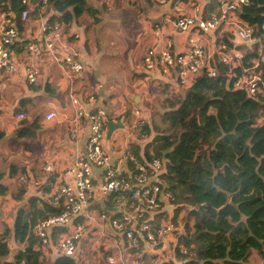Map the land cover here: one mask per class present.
I'll list each match as a JSON object with an SVG mask.
<instances>
[{
    "label": "built area",
    "instance_id": "1",
    "mask_svg": "<svg viewBox=\"0 0 264 264\" xmlns=\"http://www.w3.org/2000/svg\"><path fill=\"white\" fill-rule=\"evenodd\" d=\"M33 2L19 0L18 11L0 13V77L12 75L18 69V62L10 51L16 43L31 57L47 54L69 75H81L84 64L77 45L79 35L76 32L66 34L62 22H45L39 36L19 41L18 26L30 19ZM156 3L162 13L159 24H153L154 41L142 56L141 70L144 74L156 75L160 80L173 81L180 89L187 88L198 76L211 79L223 74L229 76L234 60L236 65L241 63L234 54L226 53L231 49L220 39L217 47L220 50L219 64L228 68L226 72L220 71L215 65V53L207 46L205 37L215 31L222 32L223 28H234L243 43L252 45L258 40L256 28L239 18L241 12L252 13L250 11L258 5L253 0H217L214 10L209 11H205L206 4L200 0H156ZM177 35L184 37L185 47L182 49H177L174 43ZM38 77V67L29 62L25 67L26 82L35 85ZM260 83L257 75H248L237 79L233 88L235 92L245 88L248 96L253 97L259 92ZM95 100L93 95L85 96L84 100L77 96L71 98L73 114L67 118L70 138L77 139L83 120L87 121L88 133L84 152L66 164V180L50 183L19 177L23 186L33 189L34 197L53 207L62 206L60 214L49 216L35 225L33 234L37 245L42 251L48 250L52 230L65 227L66 233L59 237L54 248L60 256L75 258L87 227L103 229L107 225L124 243L126 254L130 250L136 253L144 251L148 255L165 256L167 261L164 262H168L175 247L185 253L183 246L178 244V237L184 232L174 222V197L161 188L162 162L159 159L140 161L131 152L132 144H140L147 138L142 134L137 139L145 121L141 117L131 122V129L119 152V166H114L103 146L105 111L98 108L85 110V104L93 105ZM24 105L15 116L16 122L25 118ZM133 114L139 116L140 111L137 109ZM56 117L53 110L44 115L45 120ZM44 171H49V167ZM110 196L111 209L88 211L98 198L101 208H105L104 199ZM80 217L82 220L78 221ZM124 258L125 254L118 258L109 256L106 261L108 264H121Z\"/></svg>",
    "mask_w": 264,
    "mask_h": 264
},
{
    "label": "trees",
    "instance_id": "2",
    "mask_svg": "<svg viewBox=\"0 0 264 264\" xmlns=\"http://www.w3.org/2000/svg\"><path fill=\"white\" fill-rule=\"evenodd\" d=\"M216 5L217 0L206 2L205 11L214 10ZM47 6L60 14L55 20L64 23L69 13L75 20L94 16L85 0H48ZM11 9H20L19 0H11ZM239 18L256 28L259 41L251 48L257 54L255 69L238 64L229 76H198L183 96H169L161 101L162 126L151 123L150 128L146 122L137 139L142 134L147 138L131 145L138 160L162 162L161 188L174 197V222L183 210L186 220L192 223L178 237L185 253L175 247L170 260L162 264H250L253 251L264 261V5H257L252 13L241 12ZM248 75H257L261 85L257 94L243 100L233 83ZM151 79V85L159 84V78ZM15 136L33 137L25 120L19 122ZM243 159L255 163V183L247 191H243ZM23 172L11 165L8 177ZM5 176L0 169V183ZM19 185L22 187L20 182ZM18 193L19 199L25 198L24 191L19 189ZM111 199H104L106 206L101 212L112 208ZM61 212L62 206L53 207L34 196L26 197L15 210L11 228L6 226L0 232V264H76L74 257L60 256L54 248L56 235L66 233L65 227L52 230L47 255L33 234L36 224ZM11 242L24 249H18L9 259ZM146 255L149 256L141 252V258Z\"/></svg>",
    "mask_w": 264,
    "mask_h": 264
},
{
    "label": "crops",
    "instance_id": "3",
    "mask_svg": "<svg viewBox=\"0 0 264 264\" xmlns=\"http://www.w3.org/2000/svg\"><path fill=\"white\" fill-rule=\"evenodd\" d=\"M47 1L48 0H37L36 4L33 2L30 19L23 25L19 24L18 26L20 35L19 41H26L39 36L40 28L43 23L60 17V14L52 7L47 6ZM96 1L97 0H85L94 10V16L97 14L99 8ZM110 1L119 3V0ZM123 1L124 0H120V3ZM154 1L153 3V0H149V2H146V5L142 3V8L140 10L141 16L146 18L145 28H148V30H151L154 23L159 24L162 13L161 8L157 6L156 0ZM200 1L206 4L209 0ZM253 1L258 3V5H264V0ZM105 2L106 10L110 11L112 5L109 7L108 0ZM254 10L250 12H254ZM9 12H15L11 9V0H0V13ZM84 16L86 17L87 15ZM85 17L82 16L75 20L69 13L66 17V23L62 22L65 25L66 34L76 32L79 35L77 45L81 52L85 44V28L82 25V20ZM139 39L140 37H138V40ZM220 39L227 44L228 49H231L226 52L227 54H234L235 57H237L236 59L240 62L246 61V63H249L248 68L255 65L254 59L257 58V54L251 51L253 44L243 43L234 28H223L222 32L215 31L212 35L205 37L207 46L215 53V65L218 66L220 71H228L226 66L219 64L220 50L217 47ZM153 41V37L150 38V41L146 39L145 43H148L147 47L142 50L148 49ZM258 41L259 40H257V42ZM174 43L177 49L185 47L183 36L177 35L174 37ZM10 51L13 58L18 62V69L12 75L4 74L0 77V169L6 173V176L0 183V222L3 223L9 210L14 209L12 219L9 220L6 225L11 228L15 210L25 202L26 197L33 196V189L31 187L23 185L20 187L19 177L25 176L29 181H47L50 183L64 182L66 180L64 176L66 164L72 158L82 154L85 150V142L88 133L86 120H83L77 139L72 140L70 138L71 128L67 122V118L72 117L73 114L71 106V98L73 96H77L84 100L85 96L93 95L96 99L95 103L93 105L85 104V110L89 111L92 108H98L105 111V108H107L108 112L105 111L106 122L112 121L117 123L123 118L122 124L124 128L125 119L124 115L109 110V104L105 102L106 97H104L103 91L100 90V85L93 89L89 87L90 79L87 74L84 76L75 75L77 79L70 80L73 75H69L61 64L53 62L47 54L37 58L31 57L22 51L19 43L14 44ZM81 59L85 65V59H88V57H86L85 54L82 57L81 53ZM235 61L236 60L233 62V67L236 65ZM29 62L35 63L39 69V77L35 85H29L25 80V67ZM245 66L247 65L245 64ZM135 72L142 76L144 75L143 78L146 77L145 80L149 83L152 80L151 78L158 79L156 75H145L142 73L141 65H137V71ZM158 85H163L166 90L172 88L174 92L178 91L173 81L160 80L157 86ZM111 91L112 89L110 93ZM237 92L243 100L249 98L245 88L238 89ZM116 101H119L121 104V97L117 100L114 99L112 102L115 104ZM84 102H86V100ZM23 105L25 106V125L33 132V137L28 139H21L15 136V132L19 126V122L15 121V116ZM141 105L142 104H140L139 109L142 108ZM112 109L113 108H111V110ZM51 110L57 113V117L52 120H45V113ZM128 120L129 118L127 121ZM106 122L104 126L105 129ZM111 137L109 140L106 139L107 141L103 143V146L109 154L111 164L119 166V139L112 141ZM11 165H14L15 168H19L24 172L8 177ZM47 166L49 167V171H44V168ZM19 189L24 191L25 198L19 199ZM99 207L100 198L92 203L88 211H100L101 207ZM92 229H94V231H92L94 233L89 234L91 229L88 228L86 234L101 238L104 249H109L113 253L112 256L118 258L120 255L125 254V259H123L121 264H124L127 259L129 260V258H132L133 253L129 252L126 254L124 243L115 236L107 225H105L103 229L92 226ZM63 234L64 233L59 234V237ZM59 237L57 236V239H59ZM88 237L85 236V238ZM18 246L20 250L24 247L23 245ZM81 247L80 245V253L82 252ZM49 250L44 251L45 255L49 253Z\"/></svg>",
    "mask_w": 264,
    "mask_h": 264
},
{
    "label": "rangeland",
    "instance_id": "4",
    "mask_svg": "<svg viewBox=\"0 0 264 264\" xmlns=\"http://www.w3.org/2000/svg\"><path fill=\"white\" fill-rule=\"evenodd\" d=\"M105 1H96L99 8L94 17L83 16L85 17L82 20V25L85 28V30L83 29L85 31V44L81 53L82 57L85 54L88 59H85L86 62L81 75L87 74L89 76L90 88L93 89L100 85V90L103 91V95L106 97L105 102L109 104L110 111L129 117L128 121L125 119L123 129L115 130L112 133V141L119 139L120 152L123 149V140L131 129L132 121L142 117L150 128H152L151 123L162 126L160 119L163 111L161 101L169 96H183L186 88H178V91L174 92L172 88L166 90L163 85L153 86L145 80L146 77L143 78L144 75L135 72L137 71V65H141V56L145 51V49H142L146 48L148 44L145 43V40L150 41L153 36V29L148 30V28H145L146 18L142 17L140 13L142 3L146 5V1L124 0L120 3L119 0V3H116L108 0L109 7L112 5L110 11L106 10ZM138 37H140L139 40ZM240 65L246 68L249 67V63H246V61H241ZM76 79L77 76L73 75L70 80ZM119 97H121V104L119 101L114 104L112 101L119 99ZM140 104H142L141 109H139ZM111 108L113 109L111 110ZM137 109L140 111L139 116L133 114V111ZM105 111L108 112V109L105 108ZM105 141L107 140L104 133L103 143ZM243 164L246 168L243 191H247L255 183L253 173L255 163L249 159H243ZM175 209L176 207L173 210V215H175ZM10 210L3 223L0 222V232L6 227L7 222L12 219L14 209ZM175 224L182 232L189 225H192L191 222L186 220V214L183 210L178 213ZM88 228L91 229L89 234L94 233L91 226ZM89 234H86V236L88 237ZM57 240L56 235L54 244H57ZM102 243L101 238L94 235L85 238L81 243L83 253H80L79 249L75 256L76 264H108L106 257L112 256L113 253L109 249L105 250ZM18 248V245H13L11 242L10 259ZM164 260L167 261L165 256L156 258L146 255L141 258L140 251L133 253L132 258L127 259L124 264H162L165 263ZM250 264H264V261L260 260L256 252L253 251Z\"/></svg>",
    "mask_w": 264,
    "mask_h": 264
},
{
    "label": "water",
    "instance_id": "5",
    "mask_svg": "<svg viewBox=\"0 0 264 264\" xmlns=\"http://www.w3.org/2000/svg\"><path fill=\"white\" fill-rule=\"evenodd\" d=\"M123 118L120 119L117 123L112 121L106 122V129H105V139L109 140L111 137V134L118 129H123Z\"/></svg>",
    "mask_w": 264,
    "mask_h": 264
},
{
    "label": "clouds",
    "instance_id": "6",
    "mask_svg": "<svg viewBox=\"0 0 264 264\" xmlns=\"http://www.w3.org/2000/svg\"><path fill=\"white\" fill-rule=\"evenodd\" d=\"M142 60V59H141Z\"/></svg>",
    "mask_w": 264,
    "mask_h": 264
}]
</instances>
